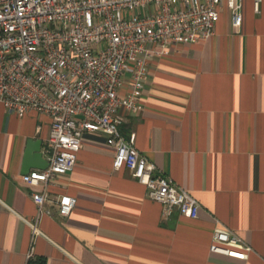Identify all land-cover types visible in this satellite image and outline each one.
<instances>
[{
    "label": "crops",
    "instance_id": "obj_1",
    "mask_svg": "<svg viewBox=\"0 0 264 264\" xmlns=\"http://www.w3.org/2000/svg\"><path fill=\"white\" fill-rule=\"evenodd\" d=\"M140 109L125 114L123 136L198 201L196 218L165 216L145 185L113 169L104 135L86 132L72 170L54 177L52 198L73 195L70 214L31 226L37 205L22 181L30 139H45L50 119L10 113L0 102V264H264V0H244L236 31L222 8L206 41L173 44L149 63ZM230 228L250 247L245 258L212 252V232Z\"/></svg>",
    "mask_w": 264,
    "mask_h": 264
},
{
    "label": "built area",
    "instance_id": "obj_2",
    "mask_svg": "<svg viewBox=\"0 0 264 264\" xmlns=\"http://www.w3.org/2000/svg\"><path fill=\"white\" fill-rule=\"evenodd\" d=\"M260 0H253L258 10ZM244 0H0V102L10 113L46 114L48 165L22 175L33 190L36 230L45 205L56 204L68 216L77 203L73 195L52 198L48 185L72 170L86 132L104 135L114 149L113 169H128L145 185L147 196L196 218L197 199L162 174L134 144L135 135H122L125 114L140 109L139 97L149 63L173 44L208 40L222 8L231 26H242ZM212 252L245 258L250 247L230 228L212 232ZM32 254L28 255V259Z\"/></svg>",
    "mask_w": 264,
    "mask_h": 264
},
{
    "label": "water",
    "instance_id": "obj_3",
    "mask_svg": "<svg viewBox=\"0 0 264 264\" xmlns=\"http://www.w3.org/2000/svg\"><path fill=\"white\" fill-rule=\"evenodd\" d=\"M41 139H30L23 155V169L28 171L31 167L43 169L47 167L48 160L43 157L41 152Z\"/></svg>",
    "mask_w": 264,
    "mask_h": 264
},
{
    "label": "trees",
    "instance_id": "obj_4",
    "mask_svg": "<svg viewBox=\"0 0 264 264\" xmlns=\"http://www.w3.org/2000/svg\"><path fill=\"white\" fill-rule=\"evenodd\" d=\"M27 264H45V259L32 256L27 260Z\"/></svg>",
    "mask_w": 264,
    "mask_h": 264
}]
</instances>
